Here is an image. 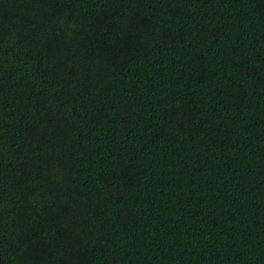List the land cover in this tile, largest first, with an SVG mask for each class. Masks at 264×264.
Wrapping results in <instances>:
<instances>
[{"label":"trees","instance_id":"1","mask_svg":"<svg viewBox=\"0 0 264 264\" xmlns=\"http://www.w3.org/2000/svg\"><path fill=\"white\" fill-rule=\"evenodd\" d=\"M0 264H264V0H0Z\"/></svg>","mask_w":264,"mask_h":264}]
</instances>
